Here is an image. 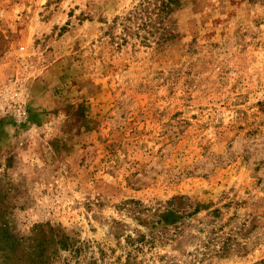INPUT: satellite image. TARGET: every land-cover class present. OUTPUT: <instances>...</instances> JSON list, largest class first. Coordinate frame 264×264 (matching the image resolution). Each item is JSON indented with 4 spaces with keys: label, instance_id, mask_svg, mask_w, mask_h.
Instances as JSON below:
<instances>
[{
    "label": "rangeland",
    "instance_id": "1",
    "mask_svg": "<svg viewBox=\"0 0 264 264\" xmlns=\"http://www.w3.org/2000/svg\"><path fill=\"white\" fill-rule=\"evenodd\" d=\"M21 238L0 264H264V0H0Z\"/></svg>",
    "mask_w": 264,
    "mask_h": 264
},
{
    "label": "trees",
    "instance_id": "2",
    "mask_svg": "<svg viewBox=\"0 0 264 264\" xmlns=\"http://www.w3.org/2000/svg\"><path fill=\"white\" fill-rule=\"evenodd\" d=\"M3 238H8V235L5 234ZM27 239H30V238H27ZM35 240L37 241V239H33V242H35ZM25 242H26V238H21V239H14V240H12V242H6L5 244H1V247H0L1 252L3 251L4 254H7V252L10 251L9 253L14 254L15 248H17V246H22V244ZM60 245H63V247H67L66 244H60ZM30 246L32 247L33 251L40 250L42 253L46 252V246L45 245L37 243L34 246H32L30 244ZM11 261H12L11 259H7L6 263H9ZM42 263H43V261L40 262V264H42ZM2 264H4V263H2Z\"/></svg>",
    "mask_w": 264,
    "mask_h": 264
}]
</instances>
